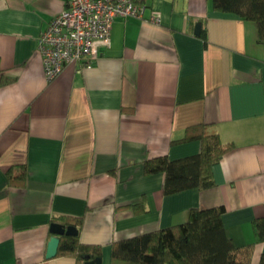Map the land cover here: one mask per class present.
I'll return each mask as SVG.
<instances>
[{
	"label": "crops",
	"instance_id": "obj_1",
	"mask_svg": "<svg viewBox=\"0 0 264 264\" xmlns=\"http://www.w3.org/2000/svg\"><path fill=\"white\" fill-rule=\"evenodd\" d=\"M67 0H0V264H76L47 257L53 218L81 216L80 240L102 246L186 222L223 205L235 245L264 253V42L257 24L212 0H138L118 17L90 68L67 64L48 80L38 37ZM158 16L153 20L152 15ZM201 23L200 33L195 32ZM206 29L207 40L200 34ZM205 124L234 146L213 165L216 185L166 194L145 160L198 153L175 141ZM24 167L26 179L10 181ZM137 204H140L137 207Z\"/></svg>",
	"mask_w": 264,
	"mask_h": 264
},
{
	"label": "trees",
	"instance_id": "obj_2",
	"mask_svg": "<svg viewBox=\"0 0 264 264\" xmlns=\"http://www.w3.org/2000/svg\"><path fill=\"white\" fill-rule=\"evenodd\" d=\"M138 1V0H136ZM213 7L222 12L252 20L257 24L259 40L264 42V0H212ZM207 40L206 29L200 34ZM10 77L3 76L0 83ZM200 139L202 148L198 153L171 159L167 155L151 157L144 162L146 173H165L166 194L190 188L206 189L216 185L213 165L230 150L234 144L224 143L218 133H207L205 124H194L186 134L175 141ZM15 174L14 167L7 170L10 181L26 179V169ZM140 204H137V207ZM223 205L207 208L194 207L186 222L156 229L143 234L120 239L112 243L113 264H252V245L239 247L227 235L223 223ZM53 221L74 225L77 234H63L58 249L59 255L72 256L76 264H88L90 260L102 258L100 244L80 240L79 231L83 217L59 216ZM258 237L264 240V216L254 221ZM264 264V253L260 263Z\"/></svg>",
	"mask_w": 264,
	"mask_h": 264
},
{
	"label": "built area",
	"instance_id": "obj_3",
	"mask_svg": "<svg viewBox=\"0 0 264 264\" xmlns=\"http://www.w3.org/2000/svg\"><path fill=\"white\" fill-rule=\"evenodd\" d=\"M144 9L136 0H67L38 37L47 79H54L69 63L79 72L92 67L101 49L111 44L114 20L143 17Z\"/></svg>",
	"mask_w": 264,
	"mask_h": 264
},
{
	"label": "water",
	"instance_id": "obj_4",
	"mask_svg": "<svg viewBox=\"0 0 264 264\" xmlns=\"http://www.w3.org/2000/svg\"><path fill=\"white\" fill-rule=\"evenodd\" d=\"M201 30V23H197L195 27V32L197 34L200 33ZM51 232L54 234L48 243V248H47V257H54L58 253L60 241H61V236L63 234H77V228L74 225H64L61 222H52L51 223ZM102 258H96L94 260H90L87 263L88 264H101Z\"/></svg>",
	"mask_w": 264,
	"mask_h": 264
}]
</instances>
